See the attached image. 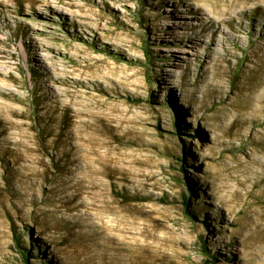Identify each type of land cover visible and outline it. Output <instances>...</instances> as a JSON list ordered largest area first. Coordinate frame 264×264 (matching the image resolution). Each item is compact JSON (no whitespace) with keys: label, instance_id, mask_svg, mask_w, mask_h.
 <instances>
[{"label":"rangeland","instance_id":"1","mask_svg":"<svg viewBox=\"0 0 264 264\" xmlns=\"http://www.w3.org/2000/svg\"><path fill=\"white\" fill-rule=\"evenodd\" d=\"M0 264H264V0H0Z\"/></svg>","mask_w":264,"mask_h":264},{"label":"trees","instance_id":"2","mask_svg":"<svg viewBox=\"0 0 264 264\" xmlns=\"http://www.w3.org/2000/svg\"><path fill=\"white\" fill-rule=\"evenodd\" d=\"M186 214L188 215V216H192V212L191 211H189V210H186ZM17 242H18V240H17ZM202 250L205 252V253H207V251H206V246H205V242L203 241V243H202ZM22 256H23V260L26 262V263H28V261H29V255H28V253H22Z\"/></svg>","mask_w":264,"mask_h":264}]
</instances>
